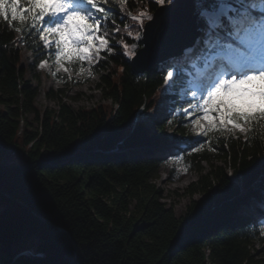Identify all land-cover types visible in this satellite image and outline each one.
<instances>
[{"label": "trees", "instance_id": "1", "mask_svg": "<svg viewBox=\"0 0 264 264\" xmlns=\"http://www.w3.org/2000/svg\"><path fill=\"white\" fill-rule=\"evenodd\" d=\"M115 2L105 25L114 50L90 67L109 107L74 109L61 89L46 94L56 109L39 110L22 51L33 68L55 57L38 47L34 33L16 32L0 18L1 264H264V135L215 131L195 139L190 118L176 112L189 99L180 80L158 98L169 111L138 122L139 112L156 104L165 71L157 64L135 74L118 43L133 41L126 30L139 27L128 30L127 15L153 14L158 6ZM80 68L73 63L69 71L80 75ZM56 78L64 87L73 83ZM168 130L184 139L174 150L179 164L197 175L179 216L154 182L168 154L161 148Z\"/></svg>", "mask_w": 264, "mask_h": 264}, {"label": "snow or ice", "instance_id": "2", "mask_svg": "<svg viewBox=\"0 0 264 264\" xmlns=\"http://www.w3.org/2000/svg\"><path fill=\"white\" fill-rule=\"evenodd\" d=\"M125 2L119 0L121 5ZM154 3L165 11L163 6L174 0ZM191 4L198 36L167 70L165 94L176 80L187 84V107L176 112L190 118L199 136L237 129L242 133L251 130L249 138L264 135V0H191ZM116 6L115 0H0V18L16 32L34 33L42 42L38 47L49 50L46 55H53L60 69L68 72L70 65L80 63L83 71L84 61L91 64L102 59V51L113 52L105 25L108 12ZM131 20L139 26L134 39L140 40L145 20L154 21V17L143 11ZM115 22L113 17L111 24ZM127 35L132 37L133 32ZM137 47L124 43V55L136 56ZM39 66L45 67V62ZM198 113H202L199 118ZM202 147H193L192 152Z\"/></svg>", "mask_w": 264, "mask_h": 264}, {"label": "rangeland", "instance_id": "3", "mask_svg": "<svg viewBox=\"0 0 264 264\" xmlns=\"http://www.w3.org/2000/svg\"><path fill=\"white\" fill-rule=\"evenodd\" d=\"M175 1V0H174ZM154 2V0H153ZM157 6H160L157 4ZM146 10H139L138 12L132 13L127 15L128 18L131 20L132 15H138L140 12H143ZM131 27L128 28L130 30L134 26H137V23L135 21L131 20ZM148 22L145 20V23ZM142 33V32H141ZM127 35V30H126ZM135 34H133L134 38ZM131 38V37H130ZM133 41L128 42L127 44L131 45L132 43H135L136 39H131ZM119 46L123 49L122 52L124 54V42H119ZM104 51L101 52V54ZM23 65L27 69L26 78L32 83L33 86L37 87L38 93L36 97V107L44 111L45 109H56L57 104L55 101L48 98L46 95L47 93H55L56 91H59L61 89L64 90V97L63 101L72 106L74 109L77 108H93L98 105H108L109 103L106 101H103L101 99V94L97 89V84L99 82L98 77H95L91 73L90 67L97 63L99 60H93L91 64H89L88 61H84L85 64L83 67V71L80 75L73 74L71 71L65 72L63 69H60L58 65L55 63V60L51 63L49 61L45 62V67H40L39 65L36 68H33L31 65L32 60L30 54L23 50ZM100 54V55H101ZM126 56V55H125ZM182 55H179L178 57L172 58L171 62H169V66L166 67V69L170 68L171 65H173ZM127 59H131L128 56H126ZM167 71V70H166ZM91 73V74H89ZM38 75L39 79L38 81L33 78V75ZM57 75H66L68 79L73 78V83L64 87L56 78ZM118 74H120V69L118 70ZM166 76V75H165ZM168 86L164 82V86L161 89V92H159V95L156 97L157 100L156 104L152 109L149 111H140L137 115V121L142 123H149L152 120L155 119L156 116H162L165 115L166 111V101L163 100V102H160L158 99L159 96H165V88ZM171 90V89H170ZM169 90V91H170ZM168 91V92H169ZM216 114L213 113V116ZM197 118L202 116V113H199L195 115ZM29 119H32V116H29ZM136 121V120H135ZM202 124L206 125V121L200 120ZM228 127H231V125H228ZM190 132L194 134L195 139H201L202 136L197 135L196 130L193 128L192 124L190 125ZM226 133H229L225 131ZM240 133L244 134L245 132H240L238 129L234 131V133L229 134H235ZM168 138L169 141L166 144H163L161 148H168V154L166 155L164 162L161 165L160 168V175L159 178L154 180L156 186L159 188L160 192L163 195L162 201L172 208L175 215L179 216L184 211L186 206L189 204L190 199L188 196L184 194V191L186 187L194 182L197 179V175L193 172L186 171L180 164L177 157H175L176 153L174 150L176 147H182L184 146V139L182 137H177L176 139H173L171 135V131L168 130ZM156 147V146H155ZM176 151V150H175ZM193 198L197 199L199 198L198 195L194 196ZM261 247L259 245H256V249H260ZM28 255H31L30 253H27ZM1 264V262H0Z\"/></svg>", "mask_w": 264, "mask_h": 264}, {"label": "water", "instance_id": "4", "mask_svg": "<svg viewBox=\"0 0 264 264\" xmlns=\"http://www.w3.org/2000/svg\"><path fill=\"white\" fill-rule=\"evenodd\" d=\"M180 1L183 4L179 3ZM161 7L153 13L154 21L145 23L141 38L142 47L129 61L135 74L141 75L151 67L178 56L198 34L191 0H175L174 4L163 6L165 11H161ZM173 14L178 17L176 20L171 17L174 26L178 25L171 31L166 23Z\"/></svg>", "mask_w": 264, "mask_h": 264}, {"label": "bare ground", "instance_id": "5", "mask_svg": "<svg viewBox=\"0 0 264 264\" xmlns=\"http://www.w3.org/2000/svg\"><path fill=\"white\" fill-rule=\"evenodd\" d=\"M179 3L183 4L182 1H180ZM181 8H182V7H180V9H181ZM193 15H194V14H193ZM171 17L174 18L175 20H176L178 17L176 16V14H173L172 16L169 17V20H168L167 23H166V24L170 27V30L173 31V28L176 27L178 24H177L176 26H174V21L172 20ZM195 23H196V18H195ZM196 27H197V24H196ZM197 36H198V34L196 35L195 39L197 38ZM195 39H194V41H195ZM194 41H193L192 43L188 44V45L182 50L181 54H179V55H182L183 52L185 51V49L188 48V47H190V46L194 43ZM179 55H178V56H179ZM178 56H175V57H178ZM175 57H173V58H175ZM171 59H172V58H171Z\"/></svg>", "mask_w": 264, "mask_h": 264}]
</instances>
